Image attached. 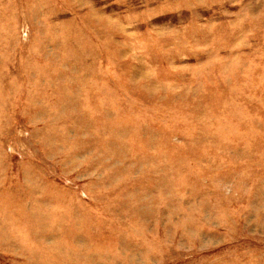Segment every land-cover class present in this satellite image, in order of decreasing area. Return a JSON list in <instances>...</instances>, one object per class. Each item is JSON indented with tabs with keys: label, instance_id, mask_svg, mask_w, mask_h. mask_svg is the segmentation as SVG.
<instances>
[{
	"label": "rangeland",
	"instance_id": "obj_1",
	"mask_svg": "<svg viewBox=\"0 0 264 264\" xmlns=\"http://www.w3.org/2000/svg\"><path fill=\"white\" fill-rule=\"evenodd\" d=\"M0 264H264V0H0Z\"/></svg>",
	"mask_w": 264,
	"mask_h": 264
}]
</instances>
